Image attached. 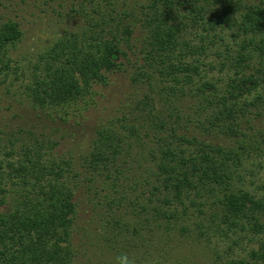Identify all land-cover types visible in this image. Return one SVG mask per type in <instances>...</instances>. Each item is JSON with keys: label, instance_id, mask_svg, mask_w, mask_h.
<instances>
[{"label": "trees", "instance_id": "obj_1", "mask_svg": "<svg viewBox=\"0 0 264 264\" xmlns=\"http://www.w3.org/2000/svg\"><path fill=\"white\" fill-rule=\"evenodd\" d=\"M130 1L57 0L46 9L83 25L65 29L29 68L20 96L31 109L64 123L120 71L133 90L84 150L41 137L19 151L17 133L0 130V264H73L79 205L96 206L81 197L94 185L105 186L110 212L139 218L134 233L145 230L148 241L167 245L192 219L198 230L259 238L237 264H264V188L241 179L244 163L264 154V0ZM22 34L14 21L0 25V72ZM134 148L146 162L131 201L116 189ZM121 219L112 217L113 231Z\"/></svg>", "mask_w": 264, "mask_h": 264}, {"label": "rangeland", "instance_id": "obj_2", "mask_svg": "<svg viewBox=\"0 0 264 264\" xmlns=\"http://www.w3.org/2000/svg\"><path fill=\"white\" fill-rule=\"evenodd\" d=\"M45 1L0 0V25L8 20L14 21L23 33L21 41L9 52L13 60L9 64L10 70L0 72V130L17 133V140L12 139L19 151L21 145H28L33 138L39 140L41 137L59 141L58 150H66L69 146L75 150L78 145L80 147L77 149L84 150L96 137L95 131L100 128V124L117 114V110L125 108L129 101L126 97L133 87L126 70L113 73L106 84L93 86L94 102L87 109H83V104L75 110L71 108L72 114L67 115L64 123L57 119L51 121L44 112L31 109L20 96L28 80L29 68L46 45L65 29H79L83 25L77 17L68 22L65 17L59 18L56 12L46 10L51 6L55 8L57 0L48 4ZM130 3L133 4L134 0ZM14 66L19 68L17 72L13 71ZM257 124H260L264 133V114ZM1 144H6V141L2 140ZM142 149L134 148L132 156L126 160L129 168L122 165L124 174L117 183L116 193L126 195L131 201L137 200V195L143 191L140 180L144 173L143 162L146 161L143 157L139 159ZM0 157L3 155L0 154ZM244 167L241 173L244 187L262 191L264 154L247 160ZM108 186L106 184V188ZM91 187L88 191V188H84L81 198L92 197L96 206L83 205V202L79 205L77 227L72 235L77 251L73 264H237L242 260H250L252 251L259 249V238L229 231L198 230L193 226L192 219L182 234L180 226L171 230L173 234L166 241L167 245H163L158 238L148 241L149 235L145 230L140 231L141 235L139 232L134 233L133 228H138L136 224L139 218L132 215L130 209L124 213L110 212L103 198L105 186ZM97 188L104 190L93 196ZM78 193L82 195V188L78 189ZM121 216L124 228L113 231L112 217L118 219ZM140 217L142 219L143 215ZM106 246L110 248L106 249Z\"/></svg>", "mask_w": 264, "mask_h": 264}]
</instances>
